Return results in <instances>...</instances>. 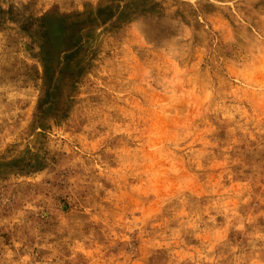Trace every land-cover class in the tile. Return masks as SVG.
<instances>
[{"label": "rangeland", "instance_id": "374dc122", "mask_svg": "<svg viewBox=\"0 0 264 264\" xmlns=\"http://www.w3.org/2000/svg\"><path fill=\"white\" fill-rule=\"evenodd\" d=\"M0 264H264V0H0Z\"/></svg>", "mask_w": 264, "mask_h": 264}]
</instances>
